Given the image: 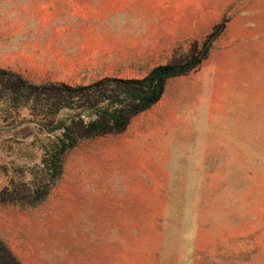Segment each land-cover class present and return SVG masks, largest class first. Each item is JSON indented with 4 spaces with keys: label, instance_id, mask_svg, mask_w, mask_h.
<instances>
[{
    "label": "rangeland",
    "instance_id": "obj_1",
    "mask_svg": "<svg viewBox=\"0 0 264 264\" xmlns=\"http://www.w3.org/2000/svg\"><path fill=\"white\" fill-rule=\"evenodd\" d=\"M48 2L0 0V264H264V0H88L87 48L135 46L83 67ZM193 59L119 131L131 89L82 91Z\"/></svg>",
    "mask_w": 264,
    "mask_h": 264
},
{
    "label": "trees",
    "instance_id": "obj_2",
    "mask_svg": "<svg viewBox=\"0 0 264 264\" xmlns=\"http://www.w3.org/2000/svg\"><path fill=\"white\" fill-rule=\"evenodd\" d=\"M199 63L198 59H193L191 61H188L187 63H181V64H167V65H157L155 68H153L145 77L138 79H104L97 83H95L93 86H86L83 88V92H93V88H100L103 86L110 85H125L126 88H130L131 91H129L128 95L125 98L118 99L120 100V107L121 110L118 112L117 110L109 111L108 119H110V131H119L121 130L126 122L129 116L132 114H135L141 110H145L149 108L152 104H154L162 95V92L164 91L165 82L168 78L185 73L192 68H194ZM56 86H60L57 85ZM65 87L68 90H73L74 88L68 85H61ZM114 86V85H113ZM54 87V86H52ZM117 98V97H116ZM103 129L101 122L99 120H92L89 121L84 126V132L85 135L97 132L99 130ZM82 135V136H85ZM62 138L59 142L58 147L59 150H64L68 148L74 147V145L77 144L78 138H72L69 139L67 137ZM57 150L56 154H59L60 151ZM52 164V163H49ZM55 167H59L58 165L54 164ZM6 249L4 242L0 241V256L3 259L4 262V256L2 255L4 253V250ZM3 264V263H1Z\"/></svg>",
    "mask_w": 264,
    "mask_h": 264
},
{
    "label": "crops",
    "instance_id": "obj_3",
    "mask_svg": "<svg viewBox=\"0 0 264 264\" xmlns=\"http://www.w3.org/2000/svg\"><path fill=\"white\" fill-rule=\"evenodd\" d=\"M54 3V5L56 4H61L62 7H64L63 10L66 11V14H62V16L64 18H70V20L68 21V19H65L63 21L58 22L59 24L65 25V24H72V29L69 28H62L61 29H66V30H71L70 31V35H64L61 36L60 33H62V30H57L58 29V25L55 24V27L53 26L52 31H50L49 33V38L50 36L55 37L56 39H48V42L53 43V44H64V45H68L69 47H72L69 50V54L64 57V63L63 66L65 67H83L86 65L87 62H89L90 58H88L85 53L89 52V53H93V55L95 54H100L102 53H106V52H110L112 50H115V46L119 45L122 48L123 52H129L130 50H134L131 49L130 46H135V42L130 39L127 36H119L116 38V41L113 42V48L112 47H108L106 41H103L101 44H103V46H101V44L99 43L98 46H94L92 49L87 48V44H88V40L86 39V27L88 25H86V23L84 21H82L80 18L81 16L83 17L84 15V10L85 9V5L88 0H49L48 3ZM55 14L53 11H41V12H35V16L38 18L43 17L44 19L48 16H50ZM85 24H84V23ZM74 25V27H73ZM59 31V32H58ZM37 33L40 34V31H38ZM73 45L75 47H77L76 49L73 50ZM68 52V51H67ZM77 54L76 56L73 57V55ZM93 60H95V58H92ZM113 59H118L117 57H113ZM96 60H100L99 56H96Z\"/></svg>",
    "mask_w": 264,
    "mask_h": 264
}]
</instances>
